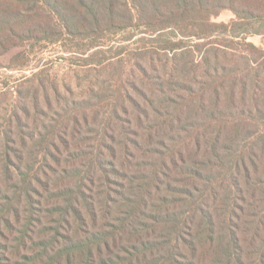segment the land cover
<instances>
[{
	"label": "trees",
	"instance_id": "trees-1",
	"mask_svg": "<svg viewBox=\"0 0 264 264\" xmlns=\"http://www.w3.org/2000/svg\"><path fill=\"white\" fill-rule=\"evenodd\" d=\"M19 46L81 72L0 124V264H264V0H0Z\"/></svg>",
	"mask_w": 264,
	"mask_h": 264
},
{
	"label": "rangeland",
	"instance_id": "rangeland-1",
	"mask_svg": "<svg viewBox=\"0 0 264 264\" xmlns=\"http://www.w3.org/2000/svg\"><path fill=\"white\" fill-rule=\"evenodd\" d=\"M234 18L232 11L225 9L218 15L213 17V20L218 22H229ZM256 43L260 42V38L255 37L252 39ZM24 46L13 48L6 54L0 56V124L4 123V116L7 112L14 110L15 103L18 99V90L21 84L33 73L43 68H50V74L53 79L62 81L67 79L76 83L74 77L77 71L81 72L78 56L66 52H60L59 49L48 48L43 51L32 53L29 55L27 64L19 66L18 68H11L10 64L12 59L23 52H26ZM77 70V71H76ZM75 95L78 96L81 89L75 88ZM2 128V127H1Z\"/></svg>",
	"mask_w": 264,
	"mask_h": 264
}]
</instances>
